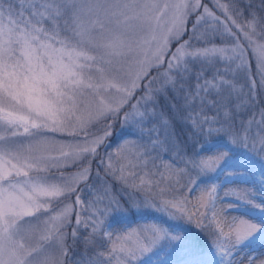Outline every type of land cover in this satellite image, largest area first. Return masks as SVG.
I'll return each instance as SVG.
<instances>
[{
	"label": "snow or ice",
	"instance_id": "6c2138e0",
	"mask_svg": "<svg viewBox=\"0 0 264 264\" xmlns=\"http://www.w3.org/2000/svg\"><path fill=\"white\" fill-rule=\"evenodd\" d=\"M256 247L264 0H0V264H264Z\"/></svg>",
	"mask_w": 264,
	"mask_h": 264
},
{
	"label": "rangeland",
	"instance_id": "374dc122",
	"mask_svg": "<svg viewBox=\"0 0 264 264\" xmlns=\"http://www.w3.org/2000/svg\"><path fill=\"white\" fill-rule=\"evenodd\" d=\"M161 104H164L163 98H161ZM180 126L177 125V130H179ZM119 131V129H117ZM223 177H221V180L223 181ZM252 185L250 183H244V182H238V183H224L223 186L219 189V194L221 197V205H223V200L225 195L231 198L232 203H236V197L237 196H244L246 191H251ZM132 211H129L127 215L131 217ZM191 225L181 223L180 227L186 231L189 243L192 244L194 242L193 237L190 234V227ZM194 229L198 230L194 225H192ZM261 253H264V248L256 247L252 250L253 255H260ZM170 259L172 260L173 264H184L185 260L187 259L185 256V253L181 249H176L174 251H170Z\"/></svg>",
	"mask_w": 264,
	"mask_h": 264
},
{
	"label": "trees",
	"instance_id": "16d2710c",
	"mask_svg": "<svg viewBox=\"0 0 264 264\" xmlns=\"http://www.w3.org/2000/svg\"><path fill=\"white\" fill-rule=\"evenodd\" d=\"M133 215L134 213L132 212L131 216ZM189 228H190L189 232L194 239V242L192 244L195 245L198 249H203L204 247H206L207 244L206 234L202 233L200 230L194 229L192 225Z\"/></svg>",
	"mask_w": 264,
	"mask_h": 264
}]
</instances>
